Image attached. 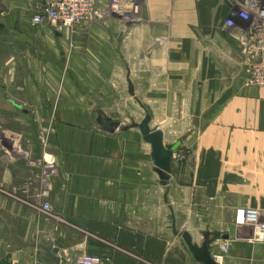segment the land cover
<instances>
[{
	"label": "crops",
	"instance_id": "0c3cea01",
	"mask_svg": "<svg viewBox=\"0 0 264 264\" xmlns=\"http://www.w3.org/2000/svg\"><path fill=\"white\" fill-rule=\"evenodd\" d=\"M41 1L0 0V264H203L191 246L226 235L223 264H264L232 222L264 210V86L225 25L243 0H143L136 24L73 27L33 23ZM147 116L179 143L167 179Z\"/></svg>",
	"mask_w": 264,
	"mask_h": 264
},
{
	"label": "built area",
	"instance_id": "2783aa9c",
	"mask_svg": "<svg viewBox=\"0 0 264 264\" xmlns=\"http://www.w3.org/2000/svg\"><path fill=\"white\" fill-rule=\"evenodd\" d=\"M143 0H42L32 16L35 24L47 22L65 27H73L83 22L120 17L127 25H133L141 19ZM240 22V26H239ZM227 27H239L245 34L243 53L248 63L247 84L264 86V0H243V5L234 8L226 20ZM14 150H23L20 145ZM48 196V190L43 191ZM45 210L50 205L44 202ZM233 224L237 228L251 227L250 234L243 236L251 242L264 243V210L241 206L237 207ZM230 239L220 240L218 247L212 251V258L223 264L230 251ZM99 255L83 253L76 256L74 264H101Z\"/></svg>",
	"mask_w": 264,
	"mask_h": 264
},
{
	"label": "water",
	"instance_id": "95a60500",
	"mask_svg": "<svg viewBox=\"0 0 264 264\" xmlns=\"http://www.w3.org/2000/svg\"><path fill=\"white\" fill-rule=\"evenodd\" d=\"M115 125H117V122H114V126ZM141 128L145 133L146 140L152 145L154 159L160 169L159 171L161 173V177L163 179H167V176L163 173V171H170L171 158L174 151L179 146V143L171 148L165 147L161 132L150 128L148 117H146L141 124ZM110 130H113V128H111ZM227 237L228 236L226 235L222 238ZM191 248L194 252L195 257L203 264H218L211 256L210 246H204L202 248L191 246Z\"/></svg>",
	"mask_w": 264,
	"mask_h": 264
},
{
	"label": "rangeland",
	"instance_id": "374dc122",
	"mask_svg": "<svg viewBox=\"0 0 264 264\" xmlns=\"http://www.w3.org/2000/svg\"><path fill=\"white\" fill-rule=\"evenodd\" d=\"M147 117H148V119H149V124H150L151 117H150V116H147ZM214 241H215V240H211L212 243L209 244V246H210V253H212V251H214V250L218 247V245H219V243H218V244L216 245V247H215V246L213 245Z\"/></svg>",
	"mask_w": 264,
	"mask_h": 264
}]
</instances>
